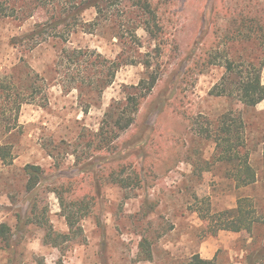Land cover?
<instances>
[{
  "label": "rangeland",
  "instance_id": "1",
  "mask_svg": "<svg viewBox=\"0 0 264 264\" xmlns=\"http://www.w3.org/2000/svg\"><path fill=\"white\" fill-rule=\"evenodd\" d=\"M155 1L164 25L160 43L141 27L144 15L134 0L97 27L89 25L97 17L92 9L69 42L51 39L35 49L14 39L46 21L43 11L26 20L0 19V145L11 153L6 161L0 157V225L12 229L11 248L0 242V264H186L196 255L215 264H264V103L245 106L237 97L238 79L223 66L230 58L246 71L250 62L264 61V44L225 37L242 29L245 18L264 27V0ZM88 51L135 63L111 72L104 92L86 90L81 99L77 89L68 93L64 86L88 74V65L58 62L63 53ZM159 67L160 80L134 125L111 151L92 154L111 105L135 94ZM17 94L32 101L19 113ZM228 112L245 124L240 149L249 152L256 173L246 187L235 178L239 162L219 161L212 137ZM3 118L16 120L15 127L7 130ZM27 165L46 171L33 192ZM57 188L66 190V205H89L82 235L60 247L47 244L46 230L27 221L37 202L55 233H69ZM240 199L257 219L253 229L218 230L223 213ZM79 207L72 210L82 214ZM144 240L152 261L143 259Z\"/></svg>",
  "mask_w": 264,
  "mask_h": 264
},
{
  "label": "trees",
  "instance_id": "2",
  "mask_svg": "<svg viewBox=\"0 0 264 264\" xmlns=\"http://www.w3.org/2000/svg\"><path fill=\"white\" fill-rule=\"evenodd\" d=\"M126 0H0V19L14 18V19H30L35 17L39 11H43L47 20L37 23L34 28L25 36L15 38L14 41L30 43L32 49L48 42L51 39L59 40L64 43L69 42L73 34L83 30L87 25L84 21V15L94 9L97 13L96 20L90 23V27H97L104 20L110 18L111 13L115 8L121 7ZM135 7L139 9L144 15L141 27L149 34L154 42L160 43L164 38V25L161 14L160 2L155 0H134ZM254 19H246L242 23V29L235 30L230 36H225L228 40L240 39L243 42L258 41L264 44V27L259 24H254ZM251 25V27H249ZM249 27V28H248ZM210 57V56H209ZM76 64L82 67L87 64L88 74L80 75L74 78L68 86H64L66 92L70 93L77 89L80 93L81 99H84L83 93L99 94L104 92L111 80L109 74L111 72H118L121 68L127 65H133L135 62H129L124 56H119L115 60L104 58L102 54L88 51L87 53H63L60 56L58 65ZM147 68H152V63L147 61L145 63ZM243 64H237L235 60L226 59L223 66L227 73L235 75L237 97L247 107H256L264 103V84L262 82V71L264 69V61L260 65L250 62L247 70H239ZM98 67L94 74L92 72ZM107 76L103 75L106 73ZM81 72V71H80ZM161 68L158 71L152 72L147 78L141 80L138 91L135 94H129L125 101H119L111 105L110 111L107 113L99 131L94 135L92 143V154L111 151L120 139L121 134L130 129L135 121L136 116L140 112L144 101L156 88L160 80ZM0 89L5 88V83H0ZM10 87V86H9ZM88 90V91H86ZM222 93V94H220ZM218 95L227 93L220 92ZM19 101L16 103V113H19L24 103H31L28 98H21V94H17ZM232 95V93H231ZM86 108H90V104H86ZM17 116V114H16ZM2 118V117H0ZM6 123L7 130H11L12 121L3 118ZM11 120V121H10ZM16 125V124H15ZM245 128L243 119L237 118L232 112L223 115L220 120L218 131L213 134V139L216 143V148L220 152L219 161L227 163H237L235 178L240 187L249 186L256 181V173L250 164L249 152H242L240 148L245 149V142L240 137V130ZM210 137V134L208 135ZM11 155L7 146L0 145V157L7 160ZM28 176L27 189L33 192L41 183L46 171L35 165H27L25 168ZM57 194L61 201L63 208V216L69 226L68 234H57L54 232L52 226L46 217V209L40 211V204L35 202L30 210L28 223L38 224L46 230L45 242L54 247H60L62 244L82 235V228L80 221L87 217L89 213V205L84 200L72 202L71 205H66L64 194L66 190L57 188L53 191ZM247 200L240 199L238 207L235 210L226 211L223 217L226 219L221 224L218 230L232 231L240 233L242 231H251L257 221L253 216V212H247L244 207V202ZM79 207L82 214L72 210L74 207ZM43 209V207L41 208ZM12 229L7 224L0 225V242L6 249L11 248ZM146 240L141 243L146 256L145 261H152L153 256L150 250V245L145 246ZM145 246V247H144ZM186 264H215L214 260L202 259L196 255Z\"/></svg>",
  "mask_w": 264,
  "mask_h": 264
}]
</instances>
